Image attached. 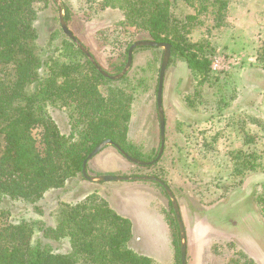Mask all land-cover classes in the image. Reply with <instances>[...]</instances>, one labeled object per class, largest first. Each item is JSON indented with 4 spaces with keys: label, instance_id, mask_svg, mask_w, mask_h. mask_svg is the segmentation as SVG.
I'll list each match as a JSON object with an SVG mask.
<instances>
[{
    "label": "rangeland",
    "instance_id": "374dc122",
    "mask_svg": "<svg viewBox=\"0 0 264 264\" xmlns=\"http://www.w3.org/2000/svg\"><path fill=\"white\" fill-rule=\"evenodd\" d=\"M223 1L226 4L221 14L212 6L197 11L184 0H177L175 5L174 14L180 19L196 14L187 37L193 42L205 39L210 43L211 73L201 84V77L192 74L185 62L176 58L168 64L163 90L166 145L160 160L150 168L139 166L108 146L89 161V175L163 177L175 191L186 229L204 217L217 228L208 235L211 244L216 237L243 244V236L254 232L264 246V214L257 201V194L264 190V0ZM61 2L71 12L70 29L104 67L109 68L117 54H124L130 41L134 43L143 36L122 24L124 14L120 9L100 10L86 0ZM36 8L42 13L39 24L43 41L49 42L56 30L58 35L52 43L61 46L64 32L58 20L53 19V3L45 7L38 3ZM54 53L66 60L65 56L70 55L64 48ZM163 53V48L135 49L128 72L131 82L138 85L128 136L137 150L146 155H155L160 148L157 92ZM76 57L83 60L81 55ZM114 82L120 91L127 86L123 81ZM101 90L106 94L104 87ZM48 111L61 132L68 135L71 126L66 109L49 106ZM245 153L257 155L254 170L243 163L248 159L242 158ZM240 171L246 172L245 176L241 177ZM67 185L68 189L47 193L39 203L40 210L10 200L0 203V209H7L11 220L34 218L53 225L58 201L73 203L95 192L132 220V245L137 251L157 264H177L164 213L170 210V200L161 187L141 180ZM188 239V264H197L199 255L191 247V234ZM56 247L66 250L69 245L63 242ZM224 252V259H214L215 255L208 253V263L227 260L230 251Z\"/></svg>",
    "mask_w": 264,
    "mask_h": 264
},
{
    "label": "trees",
    "instance_id": "16d2710c",
    "mask_svg": "<svg viewBox=\"0 0 264 264\" xmlns=\"http://www.w3.org/2000/svg\"><path fill=\"white\" fill-rule=\"evenodd\" d=\"M184 1L197 11L212 6L217 14H221L226 4L223 0ZM86 2L100 10H122V24L143 35L140 40L169 43L170 62L176 58L185 62L192 74L201 77V84L209 78L210 43L205 39L193 42L187 37L188 26L196 14H187L185 19L177 17L174 14L177 0ZM38 3L44 7L53 3L56 12L53 19L60 24L55 0H0V203L19 201L31 204L36 210L42 208L39 203L47 193L68 189V182L92 183L82 174L83 162L105 139L113 140L128 154L143 161H150L158 154H141L128 136L138 85L131 82L127 73L116 80L126 82V88L116 89L114 80L102 75L65 34L61 46L52 43L58 35L56 30L49 36V42L43 41ZM62 5L70 25L71 12ZM132 43L129 42L124 54L119 53L110 61L109 68L101 66L109 74L121 72ZM62 48L70 54L65 56L67 60L54 53ZM49 106L66 109L71 126L68 135L61 132L48 111ZM245 157L248 159L243 163L254 170L257 155L245 153L242 158ZM244 171L239 172L241 177L245 176ZM87 173L90 174L88 164ZM160 179L170 186L165 178ZM141 181L161 187L168 196L160 183ZM257 201L264 214V190L257 194ZM169 204L170 210L164 211L165 219L170 226L176 263L181 264L179 226L171 200ZM53 213L58 214L55 224L48 225L34 218L11 220L9 211L0 209V264H157L133 247L132 220L118 213L98 193L73 203L58 201ZM63 242L69 248L59 250L56 246ZM207 249L203 264H209L206 255L210 252L216 259H224L226 249L230 256L219 264H262L236 239L216 237Z\"/></svg>",
    "mask_w": 264,
    "mask_h": 264
},
{
    "label": "water",
    "instance_id": "95a60500",
    "mask_svg": "<svg viewBox=\"0 0 264 264\" xmlns=\"http://www.w3.org/2000/svg\"><path fill=\"white\" fill-rule=\"evenodd\" d=\"M55 2L58 4V9H59V22H60V27L64 34L68 36L73 42L77 44V46L84 52V54L90 59V61L93 63V65L99 70V72L104 75L106 78H109L111 80H120L122 79L130 70L131 65H132V60H133V54L134 50L142 47V46H152L156 48H163L164 53H163V58H162V63L160 67V74H159V81H158V92H157V110H158V115H159V120H160V148L158 151L157 156L151 160V161H143L140 159H137L130 154H128L120 145L115 143L111 139H105L101 143H99L87 156V158L83 162V169H82V174L83 176L91 181V182H111V181H119V180H150V181H155L160 183L165 191L167 192L171 204L173 206L176 219L178 222L179 226V232H180V252H181V264H187V248H188V243H187V232L185 228V223L181 215L180 207L177 201V198L171 188L160 178L155 177V176H134V177H124V176H116L112 174H102L98 176H90L87 173V164L88 162L95 157L97 154H99L101 151H103L106 147L108 146H113L115 147L120 154H122L127 160L130 162L140 165V166H148V165H153L157 163L160 158L162 157V154L165 149L166 145V116H165V111H164V106H163V90H164V78H165V73L167 70V66L170 62V59L172 57V50L171 46L169 43L165 42H156L153 40H137L131 46L129 47L128 50V59L126 62L125 67L121 72L118 74H109L102 66L97 62V60L94 58V56L91 54L90 50L75 36V34L72 32L70 29L67 21L65 20V12L64 8L62 5L61 0H55Z\"/></svg>",
    "mask_w": 264,
    "mask_h": 264
},
{
    "label": "crops",
    "instance_id": "0c3cea01",
    "mask_svg": "<svg viewBox=\"0 0 264 264\" xmlns=\"http://www.w3.org/2000/svg\"><path fill=\"white\" fill-rule=\"evenodd\" d=\"M148 223L150 224L149 225L150 228L153 229L154 227H153L152 221L148 220ZM216 229L217 228L213 226L209 220L204 219V217L197 220L192 228L186 229V232L188 231L187 233V243H188L187 256L189 254L188 249L190 248V241L188 242L189 240L188 237H190V234H191L192 240L194 242V245H191V247L195 251L196 256L199 255L197 256V260H196L197 264H203L205 260V252L208 250L207 247L211 245L208 235L211 233H215L214 231H216ZM253 233L254 232H251L250 234L243 236V240L245 241V243L243 244L251 254H253L255 257L257 256V258L259 257L258 258L259 261H261V263L264 264V246L259 241V237H257V234L256 233L253 234ZM170 244H171V241H170ZM259 252H260V255L258 256ZM210 254H213V253L210 252ZM213 257L215 259V256ZM187 263H188V257H187Z\"/></svg>",
    "mask_w": 264,
    "mask_h": 264
}]
</instances>
